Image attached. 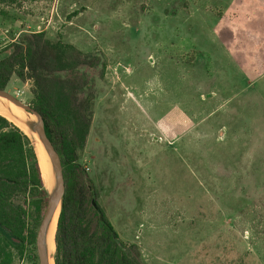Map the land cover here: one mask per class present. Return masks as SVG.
<instances>
[{"label":"rangeland","instance_id":"obj_1","mask_svg":"<svg viewBox=\"0 0 264 264\" xmlns=\"http://www.w3.org/2000/svg\"><path fill=\"white\" fill-rule=\"evenodd\" d=\"M41 32L82 53L35 65L80 86L78 180L142 264H264V0H0V50Z\"/></svg>","mask_w":264,"mask_h":264},{"label":"trees","instance_id":"obj_2","mask_svg":"<svg viewBox=\"0 0 264 264\" xmlns=\"http://www.w3.org/2000/svg\"><path fill=\"white\" fill-rule=\"evenodd\" d=\"M24 38L26 43L13 42L0 50V90H5L12 75L33 80L32 107L42 116L46 135L62 162L65 195L57 219L54 264H142L137 247L124 244L115 233L92 187L78 180V152L89 130V115L76 106L80 86L47 77L35 65L45 60L53 75L74 70L82 53L70 44L46 39L42 32ZM21 195L26 205L17 200ZM46 199L31 141L0 116V264H11L12 248L22 253L27 239L34 242Z\"/></svg>","mask_w":264,"mask_h":264},{"label":"water","instance_id":"obj_3","mask_svg":"<svg viewBox=\"0 0 264 264\" xmlns=\"http://www.w3.org/2000/svg\"><path fill=\"white\" fill-rule=\"evenodd\" d=\"M0 97L4 98L23 112L34 116V121L29 124L30 131L40 141L51 166L52 177H50V187L46 191V207L35 236V247L38 258V264H54L53 256L50 257L46 249V234L48 227L57 214L59 216L61 203L65 195V181L63 176V167L60 156L54 145L49 140L45 132L44 120L42 116L28 104H24L16 97L5 90H0ZM57 228V223H56Z\"/></svg>","mask_w":264,"mask_h":264},{"label":"bare ground","instance_id":"obj_4","mask_svg":"<svg viewBox=\"0 0 264 264\" xmlns=\"http://www.w3.org/2000/svg\"><path fill=\"white\" fill-rule=\"evenodd\" d=\"M0 116L6 118L13 125L18 127L24 134L32 138L33 147L37 157V161L40 167L41 177L43 180V185L47 191L50 187V177H52L51 166L49 159L40 143V141L35 137V135L30 131L29 124L34 121V116L23 112L18 107L14 106L4 98L0 97ZM56 223L57 214L54 217L52 223L48 227L46 234V249L50 257H52L54 252V238L56 233Z\"/></svg>","mask_w":264,"mask_h":264}]
</instances>
